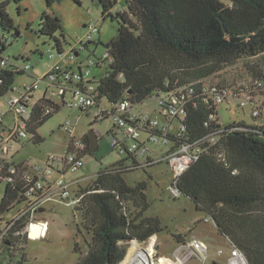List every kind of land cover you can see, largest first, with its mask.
<instances>
[{"label": "trees", "instance_id": "trees-1", "mask_svg": "<svg viewBox=\"0 0 264 264\" xmlns=\"http://www.w3.org/2000/svg\"><path fill=\"white\" fill-rule=\"evenodd\" d=\"M21 1L0 0V29L5 32L0 36V97L14 89L17 75L26 73L16 69L21 66L16 60L1 55L19 35L7 6ZM44 1L50 8L60 0ZM98 2L103 18L110 16L118 24L114 37L105 44L98 41L106 49L105 54L94 58L93 65L84 64L75 56L87 47L91 37L85 40V45L78 42L80 48L70 47L72 62L60 64L80 68L83 74L88 68L90 74L85 80L98 92L97 106L106 108L103 104L107 103L110 108L106 109L112 111L113 105L124 99L138 105L148 96L166 95L175 88L191 85L193 91L185 100L183 118L176 119L170 133L159 136L158 142L166 139L171 146L185 143L199 149L198 157L178 178V196L189 198L196 210L209 215L218 233L230 241L232 248L242 251L249 264H264V129L243 121L224 123L217 107L206 100L203 85L204 78L238 58L258 55L262 58L254 64L252 76L264 78V0H123L115 13L112 8L117 6L116 1ZM13 29L12 39L6 32ZM36 32L54 42L56 50L49 51L48 57L53 53L58 58L64 53L60 39L64 33L58 15L43 11ZM57 32L60 38L55 35ZM103 66L105 70L99 77L91 74L92 67ZM33 92L27 104V136L23 140L40 144L43 138L38 128L66 104L68 93L73 94L66 92L59 96V104L45 95L32 102ZM108 117L94 116L91 124ZM178 124L182 128L181 137L175 134ZM81 140L85 144L84 155L98 159L99 144L91 151L86 133ZM119 156V161L99 170L92 182L79 187L74 195L80 196V200L73 211L80 215L81 225L90 236L87 251L77 264H119L130 241L144 242L163 230L158 217L146 215L150 206L146 182L129 184L126 180L129 172L143 168L136 155L125 151ZM22 164L0 159V177H11L5 181L0 199V218L27 198ZM11 168L15 171L10 172ZM25 223L24 216L3 240L0 247L9 250L3 259L15 256L13 252L18 250L21 235H14V231ZM174 236L179 242L186 241V236ZM22 237L27 240V236ZM20 250V255L13 258L15 264H26V247ZM0 264L5 263L0 260Z\"/></svg>", "mask_w": 264, "mask_h": 264}, {"label": "rangeland", "instance_id": "rangeland-1", "mask_svg": "<svg viewBox=\"0 0 264 264\" xmlns=\"http://www.w3.org/2000/svg\"><path fill=\"white\" fill-rule=\"evenodd\" d=\"M116 1L117 6L112 8L113 13L123 5V0ZM7 11L12 18L13 24L19 30V35L13 39L14 29L6 32L13 41L1 53L3 57L10 56L20 65L28 63L30 70L28 73L17 75L15 87H21L22 84L32 83L34 77L45 73L49 66L58 61L62 64H69L70 60L65 56L61 58H49L48 52L55 51L53 40L48 37L38 35L36 30L39 28L40 16L43 11H49L59 16L63 28L64 37H59V32L55 35L61 39L64 52H68L70 47L80 48L78 41L85 45V32L88 30V23L93 22L98 32L93 33L90 43L79 52V59L86 62L89 58L102 57L106 49L101 44H105L117 33V22L110 16L103 18L102 6L98 0H60L47 7L44 0H22L19 4L9 3ZM5 33L0 29L1 34ZM101 41V43H98ZM42 53V55H40ZM17 57L15 59L14 57ZM20 56V57H19ZM27 57V58H25ZM262 55L256 57H241L234 63L225 66L222 70L204 78L203 85L209 88L218 84L224 86L249 87L252 84V68L259 62ZM256 69V68H255ZM105 70L92 67L91 74L99 77ZM54 91V89H53ZM51 98L54 102L61 104L59 96L53 94L52 90H47V82L41 81L39 89L34 91V98L43 96ZM45 95V94H44ZM6 96L0 97V126L12 125V111L6 102ZM72 95L67 94L65 105H61L57 112H54L39 128L38 133L42 136L43 142L33 144L27 140H21L13 151V160L16 164L23 163L27 168L31 165L40 167L45 166V159L48 154H62L65 151L69 136L61 126L65 121L70 120L74 127V135L79 138L90 129L95 130L100 136L99 148L95 157L84 155V165L74 171L63 175L64 183L67 185L68 196L70 200L74 197L79 187L89 185L94 179L96 173L107 167L112 166L120 160L117 152L113 151L109 145L111 121L102 120L91 124L95 116L94 109L89 114H83L76 108H70L69 102L72 101ZM153 98H146L143 105L133 107L132 112H137L141 106L144 109L155 108ZM105 103V102H104ZM104 107L110 108L106 103ZM143 109V110H144ZM221 120L224 123L243 121L247 125H259L260 122L250 116L248 108L240 109L236 105L221 104L218 111ZM168 149V144L163 142L150 144L149 153L156 160ZM129 184L136 181H145L147 184L146 195L150 206L146 215L158 217L163 230L154 235V240L150 237L147 241L138 242L140 246H147L153 242V262L158 261L162 256L169 257L179 264H212L217 261L219 264H225L227 257L232 249L230 241L218 233L212 219L203 211L195 209L194 203L187 197L173 196L166 190L170 180V173L167 165L155 163V165L139 168L129 172L126 176ZM6 182L0 177V199L4 193ZM69 201L60 199L58 193L52 197L45 198L40 203L39 210L33 216L35 222H42L45 225V232L42 237L23 240L18 238L17 251L13 252L14 257L3 259L8 251L4 246L0 247V260L5 264H15L16 256L20 255L21 248L26 247V264H77L81 255L87 251V242L90 236L85 232L81 225V217L73 211V206ZM208 219L207 221H204ZM180 234L186 236L185 242H179L174 235ZM196 239L205 248V256L202 258L201 252L192 255L193 251L189 248L190 241ZM130 241L127 248L130 246ZM204 253V252H203Z\"/></svg>", "mask_w": 264, "mask_h": 264}, {"label": "built area", "instance_id": "built-area-1", "mask_svg": "<svg viewBox=\"0 0 264 264\" xmlns=\"http://www.w3.org/2000/svg\"><path fill=\"white\" fill-rule=\"evenodd\" d=\"M88 30L85 32L84 39L90 40L92 34L97 31V26L90 22ZM78 42H82L81 40ZM71 49V48H70ZM65 56L71 62L74 55L71 50L59 55L58 58ZM50 58L54 54L49 55ZM7 60V58H5ZM94 58L87 59L84 64L93 65ZM99 61V60H98ZM5 60L1 61L4 64ZM63 66L58 60L49 66V69L40 76L34 77L32 83L22 84L21 87L14 89L7 95L6 102L12 111V125L0 126V159L11 160L15 146L21 142L27 135L26 116L27 104L30 103V92L37 90L41 81L47 82V87L52 86L53 94L62 96L66 92L73 94V100L69 102L70 108H76L81 113L95 109V116L100 119L104 115L109 116L111 121V136L108 142L110 148L116 150L120 155L125 151L136 155L140 167L150 166L155 163H165L170 173V180L166 190L173 196H178L176 187L178 178L187 169L199 154V149H193L191 144H178L171 146L166 139L162 140L168 144V149L161 154V157L153 159L149 153L148 144H156L160 141L159 136L166 137L176 119H182L185 113L184 103L188 95L193 91L191 85H184L181 88H175L166 95L148 96L153 98L155 108L144 109L141 106L137 112H132L133 107L143 105L146 98L140 104L133 105L129 100L124 99L113 105V111L97 106V90L92 84L87 83L85 76L90 74L88 68H85L84 74L74 67ZM17 70H23L28 73L30 65L28 63L16 67ZM205 88V86H204ZM206 100L211 102L219 110L221 104L236 105L238 108H248L250 116L259 121L258 126L264 129V78H253L249 87L220 86L215 85L205 88ZM36 101V100H35ZM33 102V100H32ZM144 109V110H143ZM0 116L1 113H0ZM1 119V118H0ZM61 129L68 134L69 139L62 154H48L45 159V166L40 167L31 165L27 168L22 164L23 177L28 188L27 198L20 202L14 210L0 218V245L8 236L16 222L24 216L27 223L19 230L14 231V235H25L27 239L42 237L45 232V225L42 222H35L33 216L40 208L43 199L52 197L58 193L63 201H69L67 185L64 183L63 175L67 172H74L84 165L85 144L81 137L74 135V127L70 120L65 121ZM182 128L178 124L176 136L181 137ZM161 134V135H159ZM10 172L15 169L11 168ZM5 181H10L11 177L6 176ZM80 196H74L70 200L72 205L78 204ZM189 248L193 251L192 255L198 254L202 250L201 257L204 258L206 252L203 245L196 239L190 241ZM225 264H249L245 255L237 247L233 246Z\"/></svg>", "mask_w": 264, "mask_h": 264}, {"label": "bare ground", "instance_id": "bare-ground-1", "mask_svg": "<svg viewBox=\"0 0 264 264\" xmlns=\"http://www.w3.org/2000/svg\"><path fill=\"white\" fill-rule=\"evenodd\" d=\"M154 240V236H152ZM153 242H150L147 246H140L135 240H132L130 246L127 248L124 258L119 264H179L181 261L177 259V262L171 260L169 257H159L160 259L153 262Z\"/></svg>", "mask_w": 264, "mask_h": 264}, {"label": "water", "instance_id": "water-1", "mask_svg": "<svg viewBox=\"0 0 264 264\" xmlns=\"http://www.w3.org/2000/svg\"><path fill=\"white\" fill-rule=\"evenodd\" d=\"M87 135L89 139V148L91 151H95L98 148V136L95 130L90 129ZM212 264H219V263L217 261H213Z\"/></svg>", "mask_w": 264, "mask_h": 264}, {"label": "crops", "instance_id": "crops-1", "mask_svg": "<svg viewBox=\"0 0 264 264\" xmlns=\"http://www.w3.org/2000/svg\"><path fill=\"white\" fill-rule=\"evenodd\" d=\"M75 56H79V54L75 53ZM64 65H67V64H64ZM38 89H39V88H38ZM46 93H47V92H46ZM46 93H44L45 96H46ZM44 94H43V95H44ZM32 96L34 97V92H33ZM39 97H41V96H39ZM39 97H38V98H39ZM46 97H47V96H46ZM38 98H36V99L33 98V102H34L35 100H37Z\"/></svg>", "mask_w": 264, "mask_h": 264}]
</instances>
